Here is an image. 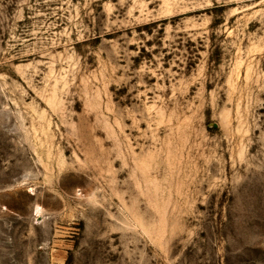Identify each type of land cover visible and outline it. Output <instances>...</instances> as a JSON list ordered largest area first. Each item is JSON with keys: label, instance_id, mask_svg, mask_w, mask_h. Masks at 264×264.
Segmentation results:
<instances>
[{"label": "rangeland", "instance_id": "1", "mask_svg": "<svg viewBox=\"0 0 264 264\" xmlns=\"http://www.w3.org/2000/svg\"><path fill=\"white\" fill-rule=\"evenodd\" d=\"M0 264H264V0H0Z\"/></svg>", "mask_w": 264, "mask_h": 264}, {"label": "bare ground", "instance_id": "2", "mask_svg": "<svg viewBox=\"0 0 264 264\" xmlns=\"http://www.w3.org/2000/svg\"><path fill=\"white\" fill-rule=\"evenodd\" d=\"M35 212H36V214L40 212V209L38 206L35 208Z\"/></svg>", "mask_w": 264, "mask_h": 264}]
</instances>
